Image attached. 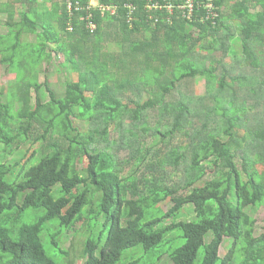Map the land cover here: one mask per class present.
<instances>
[{"label": "trees", "instance_id": "obj_1", "mask_svg": "<svg viewBox=\"0 0 264 264\" xmlns=\"http://www.w3.org/2000/svg\"><path fill=\"white\" fill-rule=\"evenodd\" d=\"M64 1L47 9L50 0H27L28 7L14 0L0 10L7 14L0 64L17 74L12 100L0 97V264H55L41 238L46 225L60 220L69 228L93 202L113 222L103 245L87 243L85 264H118L138 248L167 253L172 264H264V233L255 237L249 212L264 206V0H191L192 12L189 0H98L97 8L73 14ZM70 1L81 9L91 0ZM106 30L121 46L116 56L102 53ZM53 54L64 55L77 79L67 76L61 95L48 89L44 103L39 77ZM199 77L206 82L201 96L191 88ZM37 126L45 129L41 141L57 134L66 145L7 163L6 153ZM148 136L151 145L180 142L145 167ZM180 168L181 189L164 176L148 180V170L170 176ZM187 206L193 221L180 220ZM29 211L44 214L23 223ZM225 239L232 246L222 258ZM141 250L127 264L156 263Z\"/></svg>", "mask_w": 264, "mask_h": 264}, {"label": "rangeland", "instance_id": "obj_2", "mask_svg": "<svg viewBox=\"0 0 264 264\" xmlns=\"http://www.w3.org/2000/svg\"><path fill=\"white\" fill-rule=\"evenodd\" d=\"M14 0H0V10L3 9L4 5L8 2H11ZM66 1L64 0H50L49 3H47V9H52L54 4H59V8H62ZM92 5H97L98 0H91ZM25 6H30V3L25 0ZM7 19V14L0 12V34H3L6 32L5 27L3 24L5 23ZM107 34H105V42L103 46L102 53L104 56H116L118 52L121 51V46L117 43L118 41L115 40V34L109 35L110 30H106ZM68 39H72L71 37ZM114 41V42H113ZM113 43V44H112ZM239 51V55H241L240 49H237ZM2 59V56L0 55V61ZM234 59H232L231 62H233ZM244 66V64H242ZM242 68V67H241ZM244 69V68H243ZM242 70V69H241ZM240 70V71H241ZM43 72L42 75L39 77V83L42 85V88L40 90L39 95L41 96V99L44 103H48L50 101V95L48 92V89L54 91L56 94L61 95L65 92V84L67 76H74L75 79H77L76 74H70L69 66L65 64V57L63 54L55 55L53 54L52 61L45 62L43 65ZM17 74L15 72H11L9 67L4 64H0V97L2 98V101L4 103H8L11 101L10 94L12 93V85L16 82ZM205 79L199 77L197 78L192 85V91L196 95H204L205 94ZM48 87V88H47ZM37 94L35 91H32V100L33 105L36 102ZM133 97V95L131 96ZM150 98L148 93L144 94L143 101H147ZM250 104V103H249ZM251 104H254V101H251ZM13 107L15 111H18L21 108V104L18 103V101L13 102ZM252 112V111H251ZM14 113V112H13ZM151 126L155 123L157 120L158 112L152 111L151 112ZM79 126L82 128H86V124L82 121H78ZM200 123V122H199ZM45 133V129L42 128V126H37L36 128H33L29 132V139L25 143H21L20 147L17 149V145H14V151H8V154L6 153L7 157V163H24L26 161V157L29 156V154L34 150L38 149L37 157L41 154V151H47L52 152V145L55 143H58L60 146L66 145V143L63 142L62 138L59 135L54 136H48L46 140L41 141L42 135ZM111 139L116 143L119 140V134L116 131L111 132ZM152 139L150 136L147 137V145L151 148L150 155L148 157L147 162L144 164L145 167L147 165H152L151 167L155 165L157 158H159V154L165 153L166 151L170 150L174 145H176L180 140H175L174 142H167V143H158L156 145H151ZM170 144V145H169ZM151 145V146H150ZM116 150H120L118 148V145L116 146ZM4 151L0 149V155L3 156ZM122 158H125L128 160V155L122 156ZM261 169H264V167H260ZM141 169V168H140ZM144 167H142V170ZM131 168H128L127 171H130ZM171 170V169H169ZM159 169H152L148 170V180L152 181V178H154V175L158 178L161 176L165 177V182L170 187H177V188H183L184 187V181L185 174L184 169L180 168L176 173H173L169 176V173L167 171L160 172ZM21 202V199H20ZM172 207L171 203L162 204V208L165 212L170 210ZM93 211V213H92ZM250 215L253 217V219L256 221L255 225V237H259L261 234L264 233V206L250 209L249 210ZM44 214L43 211H29L25 218L23 219V223H32L35 219L42 216ZM98 214V203L87 206L84 211L82 212V215L79 218V221L74 224L73 226L64 227L61 225L60 220H54L49 222L46 225L45 231L42 233L41 238L43 241V244L45 246V250L47 255L52 258L55 264H85L87 261V256L85 254L86 245L89 241L94 240H102V245L105 243L108 234L109 229L112 225V218L108 217V215L104 214L102 216L97 215ZM196 219V213L194 211L193 206H187L180 217L181 221L189 222ZM107 221L109 223L107 224ZM1 222V219H0ZM170 223V222H168ZM8 227L11 229L13 228V225L11 223L8 224ZM173 234V233H172ZM170 234V235H172ZM175 234L180 233L178 231H175ZM57 235V238H54ZM169 236V235H168ZM167 236V238H168ZM14 239H17V235H13ZM166 238V240H167ZM56 241V244L53 243V241ZM210 239H207V242H209ZM183 244V241H180L177 244H173L174 248H177ZM232 246V240L225 239L224 244L222 245L220 249V256L224 258L230 248ZM172 247V245H169V248ZM137 250L141 249H134V250H128L123 254L121 262L118 264H127L131 258L132 254L136 252ZM167 250L168 247H167ZM144 253L143 250H141ZM0 250V255H1ZM139 255V253H137ZM147 256H151L150 254H145ZM97 256H100V249L97 251ZM161 256H151L146 257L145 261H155V264H172L169 256L167 253H165L162 258ZM5 259L8 258V256L4 257Z\"/></svg>", "mask_w": 264, "mask_h": 264}, {"label": "built area", "instance_id": "obj_3", "mask_svg": "<svg viewBox=\"0 0 264 264\" xmlns=\"http://www.w3.org/2000/svg\"><path fill=\"white\" fill-rule=\"evenodd\" d=\"M67 6H68L69 11L71 12V14H73V10L74 9L75 10H87V11H90V10H93V9L97 8L99 6V4L92 5L91 4V1H90V4H89V6L87 8H81L80 9V8H73L71 1L70 0H67ZM154 7H156V8H162L159 5H154ZM208 7L211 8V9L213 8L212 4H209ZM189 8H190V11L192 12V10H193V4H192V1L191 0H189ZM100 9H101L102 13H104L106 11H110L112 14H115L116 13V9L115 8H109V7H103V6H101ZM129 11L130 12H129L128 18H129V21H131L132 20V15H133V13L135 11V8L133 6H129ZM87 21H88V27H89V29L92 32H94L96 30V24L92 20V15L89 14L87 16ZM69 30L72 31V28H69Z\"/></svg>", "mask_w": 264, "mask_h": 264}]
</instances>
